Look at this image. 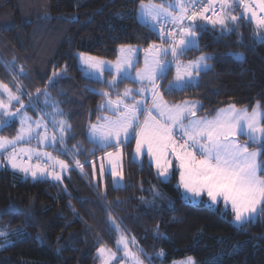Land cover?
Segmentation results:
<instances>
[{
	"label": "trees",
	"instance_id": "16d2710c",
	"mask_svg": "<svg viewBox=\"0 0 264 264\" xmlns=\"http://www.w3.org/2000/svg\"><path fill=\"white\" fill-rule=\"evenodd\" d=\"M246 4L248 10L237 34L221 36L218 28L213 31L209 25L201 35L199 50L184 56L187 61L210 55L212 59L207 63L212 69L202 73L198 84L188 90L165 93L168 102L197 99L203 104L199 116L214 115L217 109L232 103L244 107L264 102V43L254 39L259 32L258 8L250 0ZM139 6L140 0H0V81L13 86L14 73L6 70V65L14 61L17 72L23 66L28 73V79L18 78L25 91L35 95L36 88L43 90L48 84L54 68L67 64L66 77L49 89L78 130L73 133L74 138L79 137L78 133L86 137L89 121L95 122L97 115L102 114L97 112L103 102L98 93L110 91L115 98V92L122 93L123 86L109 89L103 81L84 77L76 54L115 60L120 44L146 48L153 41L159 43L157 36L136 19ZM241 11L243 7L232 14L239 16ZM211 12L206 15L215 19ZM252 12L256 13L255 19ZM72 17L78 19L73 21ZM238 35H242V41ZM235 53L243 54L244 59L237 60ZM106 75L109 80L111 77ZM11 128L0 135L13 136ZM128 150L131 152V147ZM124 173L125 186L114 190L109 185L106 199L111 202L119 198L122 202L113 206L112 216L127 229L128 235L136 238L147 254L143 260L148 264V257L152 258L150 264H171L189 256L195 257L197 264H264V222L240 231L230 224L231 216L184 201L176 188L178 171L170 182L161 183L154 166L149 167L145 161L141 168L131 162L129 155ZM65 185L71 197L61 190ZM153 186L165 199H157L156 206L150 208L141 197L152 200ZM9 205L30 212L34 217L30 226L24 225V215L3 214ZM106 207L78 170L67 174L63 185H54L51 179L25 181L20 173L1 170L0 224L8 225L11 232L23 227L26 236L0 248V264H101L97 247L103 244L115 251L117 239V234L109 229ZM157 225L163 236L157 235ZM236 245L240 246L238 250H234ZM161 249L166 255L157 258Z\"/></svg>",
	"mask_w": 264,
	"mask_h": 264
},
{
	"label": "snow or ice",
	"instance_id": "6c2138e0",
	"mask_svg": "<svg viewBox=\"0 0 264 264\" xmlns=\"http://www.w3.org/2000/svg\"><path fill=\"white\" fill-rule=\"evenodd\" d=\"M241 7L244 11L239 16L232 14ZM260 8L264 11V0H260ZM247 10L245 0H166L160 4L151 0L145 4L140 0L136 19L159 41L143 49V67L138 66L139 48L130 44L118 46L115 62L83 52L76 54L90 80L100 82V77L107 72L111 79L103 82L109 89H117L125 81L139 85L135 89L125 88L123 93L116 91L115 98L110 91L98 93L103 102L97 106V112L108 115L100 114L96 122L89 121L90 149H82L78 144L69 147V139H74L72 125L64 118L60 101L48 90L66 77L67 64L61 69L54 68L48 84L43 90L36 88L35 95L25 91L22 79H28V73L24 67L20 66L17 72L14 61L7 64L6 70L14 73L15 83L9 86L0 81V133L16 122L19 126L14 136L0 135V168L22 174L25 181L51 179L54 185H63L65 176L72 171L78 169L82 175H87L85 169L91 168L90 186L97 198L105 201L109 229L117 234L115 251L103 244L97 247V259L101 264H144L141 257L147 255L136 238L128 235L127 229L112 216L113 206L122 202L119 198L107 201L106 187L101 190L106 176L111 178L114 190L124 187L125 157L129 155L131 162L141 168L145 159L149 167L154 165L161 183L170 182L178 171L176 188L180 190L181 199L231 216L230 224L237 230L264 222V102L240 108L234 103L228 104L208 118L197 115L203 108L199 101L182 100L170 104L165 100V93L173 95L186 91L198 84L202 73L211 71L212 66L207 63L212 59L210 55L202 54L188 61L182 59L188 52L199 50L201 35L208 31L209 25L213 31L218 28L221 36L237 34ZM209 11L215 19L206 15ZM252 18H256L255 12ZM256 25L264 31V17L256 19ZM238 39L242 41V35H238ZM254 39L264 43V34L256 33ZM233 55L237 60L244 59L243 54ZM173 68V79L162 84ZM88 90L96 92L94 88ZM29 110L35 116L30 115ZM130 147L131 152H127ZM47 148L53 151L42 150ZM80 156L85 159L82 161ZM33 160L36 162L31 163ZM61 190L71 197L66 185ZM150 191L153 199L141 197V200L154 208L156 200L165 197L155 186ZM168 203L171 205V201ZM68 206L72 207L70 201ZM10 213L24 215L25 226H30L34 220L30 212H22L14 205L3 210V214ZM7 228L8 225L0 226V248L11 246L26 236L23 227L12 232ZM158 229L159 225L157 235L163 236ZM239 247L236 245L234 250ZM118 252L122 255L118 256ZM165 255L161 249L157 258ZM151 259L148 257L149 264ZM173 264L197 262L195 257L189 256Z\"/></svg>",
	"mask_w": 264,
	"mask_h": 264
},
{
	"label": "rangeland",
	"instance_id": "374dc122",
	"mask_svg": "<svg viewBox=\"0 0 264 264\" xmlns=\"http://www.w3.org/2000/svg\"><path fill=\"white\" fill-rule=\"evenodd\" d=\"M251 1V3H254L255 4V7H257L258 8V14H259V18H261V17H264V11H261V8H260V0H250ZM151 2L152 3H154V4H160V3H158V2H155V1H153V0H151ZM247 2V0H245V3ZM145 4H148L149 3V1L148 2H144ZM162 3H166V1L165 2H162ZM209 14H211V15H213V12H211V13H209ZM258 33H260V34H262V30H260L259 29V32ZM133 47H137V48H139V52H138V57H139V64H138V66L139 67H143V58H144V52H143V49L144 48H142L141 46H138V45H134ZM201 56V55H200ZM117 59V58H116ZM116 59L115 60H108V59H103V60H106V61H113V62H115L116 61ZM182 59L184 60V57H182ZM194 60V59H193ZM185 61V60H184ZM188 61V60H187ZM77 62H78V60H77ZM78 65H79V67H80V69L82 70V73H83V75H84V77H86V78H88V71L85 69V68H83L80 64H79V62H78ZM107 72H104L103 73V75L100 77V81H106L107 80ZM174 74H175V69L173 68L172 69V71L170 72V75H169V78L167 79V81H166V83H164V85H166L167 83H168V81L169 80H172L173 79V76H174ZM111 79V78H110ZM163 82L164 81H162L161 83L163 84ZM120 85V84H119ZM119 85H118V88H119ZM121 85L123 86V90H122V93H123V91H124V89L125 88H132V89H135V88H138L139 87V85L138 84H134V83H132L131 81H129V82H127V81H125L124 83H121ZM65 87H60V89H64ZM117 88V89H118ZM26 89V88H25ZM66 90L68 89V88H65ZM49 90V93H50V95L53 97L54 96V93L52 92V91H50V89H48ZM28 92H31L30 90H28ZM61 92V91H60ZM138 99H139V97H138ZM166 100V99H165ZM187 100H190V101H199V100H197V99H187ZM5 102H7V98H6V96H5ZM201 104H202V102L201 101H199ZM25 103H27V101L25 100ZM148 103L149 104H151V100L149 99L148 100ZM170 103V102H169ZM170 104H172V103H170ZM203 105V104H202ZM60 106V105H59ZM224 107H226V106H224ZM223 107V108H224ZM238 107V106H237ZM61 108V107H60ZM238 108H240V107H238ZM62 109V108H61ZM63 110V109H62ZM63 113H64V118L65 119H67V120H69L68 119V116H67V112H65V110H63ZM199 113V112H198ZM198 113H197V115H198ZM29 114L30 115H33V116H35V114H33L31 111H29ZM103 115H108V113H102ZM216 115V113L214 114V115H207L206 117H208V118H212L213 116H215ZM199 116V115H198ZM69 122L71 123V125H72V135H73V133L74 134H77V132H78V130H76V129H74V126H73V124H72V122L69 120ZM96 122V121H95ZM15 124L17 125V128H18V122H16V123H14V125L12 126V128L10 129V131H11V133L12 134H14L15 135V133H16V130H17V128H15ZM87 130H88V127L86 128ZM87 130H85V136L86 137H83L82 136V134L81 133H78V135H79V137L78 136H76L74 139H69V141H68V145H69V147H71L72 145H75V144H78V145H80V147L82 148V149H90L91 147H92V145L88 142V139H87ZM13 135V136H14ZM87 139V140H86ZM240 140H241V142H244L241 138H240ZM32 146L34 147L35 146V141H33L32 142ZM42 150H46V151H53V149H51V148H47V149H42ZM127 152L129 151L128 149L126 150ZM85 155H87V153H85ZM100 155V153H97V156H99ZM62 159H66L65 157H61ZM82 161L85 159V156H80L79 157ZM24 159L25 160H27V157H24ZM170 159H172L171 157H170ZM125 161H126V157H125ZM145 161H147V159H145ZM36 161L35 160H33V161H31V163H35ZM175 160L173 159V164L175 165ZM154 166V165H153ZM155 167V166H154ZM125 168V167H124ZM4 168H0V171L1 170H3ZM78 170V169H77ZM78 172L80 173V171L78 170ZM85 172L87 173V175H82L81 173V175L86 179V181L89 183V181H90V179H92L91 178V168H86L85 169ZM71 173V172H70ZM70 173H68V174H70ZM178 175H179V173H178ZM98 179V178H97ZM96 181L95 180H93V183H95ZM124 186H125V184H126V179H124ZM109 185H112V183H111V178L110 177H104V180H103V183H102V190H105V187H106V191H107V187L109 186ZM0 226H3V224H0ZM10 227H8L7 228V230L9 231V232H11L10 231ZM10 239H15V237L14 236H10L9 237ZM18 240H16V242H17ZM19 241H21V240H19ZM2 242V241H1ZM118 255V254H117ZM122 255V254H121ZM119 256V255H118ZM141 259H143V256L141 257ZM185 258H183V259H180V260H176V261H181V260H184ZM144 261V260H143ZM144 264H148L147 262H145L144 261ZM171 264H173V262L171 263Z\"/></svg>",
	"mask_w": 264,
	"mask_h": 264
},
{
	"label": "crops",
	"instance_id": "0c3cea01",
	"mask_svg": "<svg viewBox=\"0 0 264 264\" xmlns=\"http://www.w3.org/2000/svg\"><path fill=\"white\" fill-rule=\"evenodd\" d=\"M178 177H179V175H178Z\"/></svg>",
	"mask_w": 264,
	"mask_h": 264
}]
</instances>
